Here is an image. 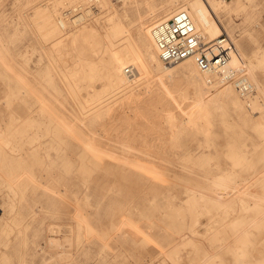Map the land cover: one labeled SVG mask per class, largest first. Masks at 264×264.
I'll return each instance as SVG.
<instances>
[{
	"label": "rangeland",
	"instance_id": "obj_1",
	"mask_svg": "<svg viewBox=\"0 0 264 264\" xmlns=\"http://www.w3.org/2000/svg\"><path fill=\"white\" fill-rule=\"evenodd\" d=\"M140 1L0 0V264H264V0L219 16L256 85L241 111L197 95L187 61L110 48L112 16L135 39L189 0ZM112 51L134 82L109 84Z\"/></svg>",
	"mask_w": 264,
	"mask_h": 264
},
{
	"label": "bare ground",
	"instance_id": "obj_2",
	"mask_svg": "<svg viewBox=\"0 0 264 264\" xmlns=\"http://www.w3.org/2000/svg\"><path fill=\"white\" fill-rule=\"evenodd\" d=\"M239 1L240 0H234L235 5H232V4L225 5L218 0H204V2L198 1V0H189V1L184 2V3L165 2L159 7L161 9L158 12H156L155 14H152V16L154 15L153 17H157L156 20L159 21L162 19L163 20L170 19V17L175 12L180 11V10L187 11L190 14V16L194 22L195 27L200 32V34L203 36V40H205L204 41L205 42V49H206L208 55L210 57H213L214 55L221 54L228 59V63L225 66L221 67L217 71H212V70L211 71H202L199 68V66L197 65V63L195 66V64L193 63V57L194 56H192V57H188V58L181 60V61H187V63L184 64L183 67H181L183 74L188 77L189 83L193 86L194 91L203 100H205V99L206 100H213L215 97H219L223 101L230 102L233 105L235 110L241 111L245 107V103L243 102L242 99H247L246 102L249 104L251 103V105H252V102L254 100H251V99H253L255 96H253V98H252L251 95L255 93L256 85L246 75V70H245L244 66L243 67L241 66L238 68L236 66H239V65H236V66L231 65V55H232L231 46L227 42L224 43L227 39L221 43H219V41H218V38L220 36L219 33L221 31H223V32L226 31V29H225V27H224V25L221 22V19L219 17L220 13H225V12L231 11V9H234L235 6H237L239 4ZM140 2H141V4L143 2V3H146L148 5L147 7L149 9V12H152L153 10H155V7H153V6H156V5L151 3L150 0H142ZM146 4H144V5H146ZM89 12H90V10L87 11L88 14H89ZM53 15H55V14H53V13L47 14V20L49 21V24L51 23L54 26V29H58L57 28L58 26L56 24L57 20L54 18L55 16L53 17ZM119 18H120V16L117 15V16H112L110 19L111 22H110V25L108 28L109 29V35H108L109 40L108 41H109L110 48L113 46H116V45L122 47L125 45V41L127 42V40H133L139 47L138 57H133V59L137 62L138 65L142 64V67L144 65H146V68L149 69V67H147V65L149 66L150 63L152 62V63H155L156 68L158 70L169 68L167 65L168 63L164 62L160 57L159 50H158L157 44L155 42V39H154V36L152 33V27L149 28L148 25H145V27L139 26V28L137 30V36L135 39L132 38L133 36H131V34H126V35H128V37L127 36L123 37L121 35V32L124 29L123 23L119 20ZM142 18H144V17H142ZM72 19H73L72 22L74 21L76 23L78 21L83 20L84 15L80 14V15L76 16L75 18H72ZM59 21H60L61 25L63 27H65V22L63 20H59ZM60 23H59V25H60ZM144 23H145L144 21H141L140 24L143 25ZM48 28H50V27H48ZM78 35L79 34L75 33L73 36L74 37L73 40H76L78 38ZM116 36H119V39L117 41L114 39V37H116ZM212 36H214V37L209 39V40H206L207 37L209 38ZM62 41H63L62 39L59 40V42H62ZM141 46H145V49H146V55L145 56H144V51L141 48ZM110 53L111 54H110L109 58L105 59V66L107 69L106 75H107V78L109 80V84L111 86H114V87H120L121 84H123L125 82H129L130 80L134 82L138 78L137 76L140 74V73H138V70H137V67L135 66V64L132 62L130 64V65H133V68H134L132 71H131V68L128 66L126 68H123V63L125 61H128V59L121 60L117 56L116 52L112 51ZM142 53H143V57H142ZM139 59H141V60H139ZM161 61L164 64V67L161 64ZM181 61H179V62L181 63ZM172 64H174V63H171L170 65H172ZM127 68H130V72L127 71ZM236 68H238L240 71L244 72L245 77L252 84H254L253 92L250 95L242 96L240 94V91L237 89V87L235 88L234 82L231 79L224 77V75L229 73L231 71V69H236ZM135 69L137 71H135ZM131 72H133V74L129 76L128 74ZM137 73H138V75H137ZM202 83L207 84V85L209 84L210 88H207L206 90L199 89V87L203 85ZM255 102H256V99H255ZM247 108H249V107H247ZM233 149H234V146H233ZM243 224H245V225L247 224L246 225L247 227L248 226L254 227V226H257L259 224V222H258V220H254V219L249 218V219H244ZM239 252L240 251L237 250L236 253L238 255H241L242 253L239 254Z\"/></svg>",
	"mask_w": 264,
	"mask_h": 264
},
{
	"label": "built area",
	"instance_id": "obj_3",
	"mask_svg": "<svg viewBox=\"0 0 264 264\" xmlns=\"http://www.w3.org/2000/svg\"><path fill=\"white\" fill-rule=\"evenodd\" d=\"M152 33L161 59L168 64L194 56L202 71H217L228 63V59L221 54L213 57L208 55L203 36L187 11L180 10L170 19L156 21L152 25ZM226 39V35H220L218 41L221 43ZM127 71L130 72V68ZM224 77L234 82L242 96L253 92L254 84L238 68L231 69Z\"/></svg>",
	"mask_w": 264,
	"mask_h": 264
},
{
	"label": "crops",
	"instance_id": "obj_4",
	"mask_svg": "<svg viewBox=\"0 0 264 264\" xmlns=\"http://www.w3.org/2000/svg\"><path fill=\"white\" fill-rule=\"evenodd\" d=\"M262 24H263V22H262V20H261V27H260V28H261V32H262V29H263ZM263 45H264V44H263Z\"/></svg>",
	"mask_w": 264,
	"mask_h": 264
}]
</instances>
